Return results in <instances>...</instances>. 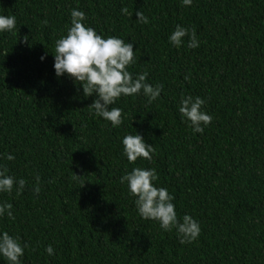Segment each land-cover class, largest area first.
<instances>
[{"label":"trees","instance_id":"1","mask_svg":"<svg viewBox=\"0 0 264 264\" xmlns=\"http://www.w3.org/2000/svg\"><path fill=\"white\" fill-rule=\"evenodd\" d=\"M73 9L102 37L132 43L133 78L162 85L151 104L142 92L121 96L119 127L90 110L95 94L55 74ZM0 15L16 17L0 32V165L27 181L19 195L0 192L14 216L0 217V234L29 245L21 264H264V0H0ZM177 25L199 47L187 36L173 46ZM187 95L212 117L202 133L179 113ZM135 133L155 149L151 161L128 162L122 140ZM133 168L155 169L178 218L199 222L193 243L139 216L120 183Z\"/></svg>","mask_w":264,"mask_h":264},{"label":"clouds","instance_id":"2","mask_svg":"<svg viewBox=\"0 0 264 264\" xmlns=\"http://www.w3.org/2000/svg\"><path fill=\"white\" fill-rule=\"evenodd\" d=\"M182 4L190 6L192 0H182ZM121 12L132 15L126 7L122 8ZM136 17L141 23L149 22L141 11L136 12ZM85 18L83 11L76 9L71 11V26L67 28L66 35L55 42V54H53L55 74L57 77L67 74L76 84L81 85L84 97L95 94L96 99L88 106L90 110H94L96 116L111 122L113 127H119L123 122L122 109L113 105L121 96L139 95L142 92L147 97V102L151 104L159 97L162 85L154 86L147 83V72L133 78L128 71V67L137 59L132 43L115 36L102 37L95 29L82 23ZM44 23L46 24L47 21ZM15 29V16L0 15V32H12ZM186 36L189 38L188 48L199 47L195 32H189L180 25L175 27L169 36V41L179 48ZM27 40L28 37L25 36L21 42ZM43 59L42 56L41 60ZM204 105L205 101L198 96L187 95L180 100L179 113L189 122L195 133H202L204 127L212 121V117L203 110ZM122 144L129 163H134L138 158L148 161L153 159L152 154L155 149L152 144L145 143L144 138L137 133L125 135ZM6 159L13 160L14 157L8 155ZM7 173V167L0 165V192L11 193L15 186L17 195L21 194L27 181L23 178L16 180ZM76 177L80 176L76 175ZM35 180L36 185L32 190L35 194H39V176H36ZM157 180L155 169L133 168L131 172L120 178V183L127 182L128 191L136 197L135 206L141 218L158 222L165 232L175 229L181 244L193 243L201 233L199 222L187 214L181 221L172 202L174 197L167 188L155 186L154 182ZM84 184L85 182H82L81 187ZM5 214L14 219L12 205L7 202L0 204V217ZM28 247L27 243L22 244L18 237L9 235L8 232L0 234V256L8 264H21L20 257ZM45 251L49 256L54 254L51 245H48Z\"/></svg>","mask_w":264,"mask_h":264}]
</instances>
